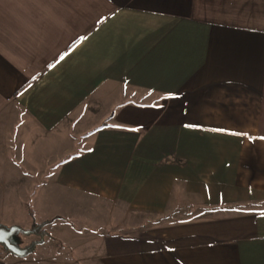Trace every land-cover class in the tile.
Listing matches in <instances>:
<instances>
[{
    "label": "crops",
    "instance_id": "0c3cea01",
    "mask_svg": "<svg viewBox=\"0 0 264 264\" xmlns=\"http://www.w3.org/2000/svg\"><path fill=\"white\" fill-rule=\"evenodd\" d=\"M112 205L178 221L112 231ZM17 208L69 225L76 264H264V0H0Z\"/></svg>",
    "mask_w": 264,
    "mask_h": 264
},
{
    "label": "rangeland",
    "instance_id": "374dc122",
    "mask_svg": "<svg viewBox=\"0 0 264 264\" xmlns=\"http://www.w3.org/2000/svg\"><path fill=\"white\" fill-rule=\"evenodd\" d=\"M18 186L19 189L16 190L18 193V199H19L18 201H21L23 197L27 198L23 200L25 201L28 200V204H29L28 206L30 207V209L35 210L36 215L38 217V222H41L46 218L49 219L54 218L53 215L58 213L56 211V209L59 208L57 204L58 203L57 199H53V201L51 202L53 204L51 206L48 204L45 206L44 204H41L43 201V196L39 194L38 189L32 192L33 191L32 189L22 186L21 184H19ZM24 206H26V204ZM110 210L114 212L112 214L113 220L111 221V224L110 223L108 224L107 228L112 231L148 227L152 225H160V224L173 223L174 221H178L174 219L175 215L171 216V214L166 215V217H168L166 218L164 216H155L140 212H134L127 209H123V207H117L113 205H112V209ZM117 212H119L118 213L119 215L118 216L114 215ZM0 215L8 219H15V220H0V225H5L8 228L12 226L20 225L23 227L20 228L24 229L27 225L29 226L31 224L32 217L29 220L26 219V217L27 218L29 217L28 212L19 210L18 208L14 211L13 210L5 211V212L3 211V214H1L0 212ZM52 222L53 220L49 224H51ZM75 224L89 225L88 222L84 220L75 221ZM48 225L45 226V230L48 231L49 234L52 233L55 236L54 238L55 240H52L48 237L45 238L44 243L38 245L37 248L26 257L15 256L10 252H7L5 248H3L4 246L2 247V245H0V264H76L74 261H72L71 258L73 254L66 251L63 245L67 243L68 245L72 244V242L69 243V240L71 239L70 226L61 221L52 223V225L50 226ZM24 230H28V229H24ZM37 240H39L38 236H30L29 234H24V233H17L12 237V242L17 246H19L20 248L28 246L32 241H37Z\"/></svg>",
    "mask_w": 264,
    "mask_h": 264
},
{
    "label": "water",
    "instance_id": "95a60500",
    "mask_svg": "<svg viewBox=\"0 0 264 264\" xmlns=\"http://www.w3.org/2000/svg\"><path fill=\"white\" fill-rule=\"evenodd\" d=\"M17 233L28 234L18 226H12L9 228L0 227V245L10 252L11 254L18 257H25L28 253V249H22L12 242V237Z\"/></svg>",
    "mask_w": 264,
    "mask_h": 264
},
{
    "label": "trees",
    "instance_id": "16d2710c",
    "mask_svg": "<svg viewBox=\"0 0 264 264\" xmlns=\"http://www.w3.org/2000/svg\"><path fill=\"white\" fill-rule=\"evenodd\" d=\"M50 222L49 221H46V222H43V223H38L35 218L33 217V221H32V226L29 230H24L26 232H28V234L30 236H38L39 237V240L37 241H32L28 246H27V249H28V253L26 256H28L29 254H31L36 248L38 245H41L42 243H44V239L45 238H50L52 240H55L51 234L48 233V231L45 230V226L48 225ZM0 227H6L8 228L7 226L5 225H0ZM3 247V246H2ZM4 248V247H3ZM6 250V249H5ZM7 251V250H6ZM8 252V251H7Z\"/></svg>",
    "mask_w": 264,
    "mask_h": 264
},
{
    "label": "flooded vegetation",
    "instance_id": "af4514ba",
    "mask_svg": "<svg viewBox=\"0 0 264 264\" xmlns=\"http://www.w3.org/2000/svg\"><path fill=\"white\" fill-rule=\"evenodd\" d=\"M22 249H27V246L23 247Z\"/></svg>",
    "mask_w": 264,
    "mask_h": 264
},
{
    "label": "snow or ice",
    "instance_id": "6c2138e0",
    "mask_svg": "<svg viewBox=\"0 0 264 264\" xmlns=\"http://www.w3.org/2000/svg\"><path fill=\"white\" fill-rule=\"evenodd\" d=\"M238 135H244V134H238Z\"/></svg>",
    "mask_w": 264,
    "mask_h": 264
}]
</instances>
